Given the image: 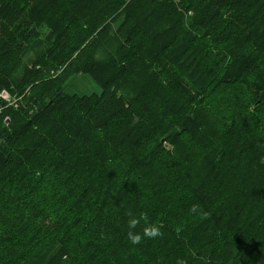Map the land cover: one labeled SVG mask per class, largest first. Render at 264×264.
Returning a JSON list of instances; mask_svg holds the SVG:
<instances>
[{
	"label": "trees",
	"instance_id": "16d2710c",
	"mask_svg": "<svg viewBox=\"0 0 264 264\" xmlns=\"http://www.w3.org/2000/svg\"><path fill=\"white\" fill-rule=\"evenodd\" d=\"M2 92L0 264H264V0H0Z\"/></svg>",
	"mask_w": 264,
	"mask_h": 264
},
{
	"label": "rangeland",
	"instance_id": "374dc122",
	"mask_svg": "<svg viewBox=\"0 0 264 264\" xmlns=\"http://www.w3.org/2000/svg\"><path fill=\"white\" fill-rule=\"evenodd\" d=\"M67 91L69 93H78V94H92V93H98L99 94V93L102 92V88H101V86L97 82H95L93 80V78L89 74L83 73V74H79V75H77V76H75L74 78L71 79L70 83L68 84ZM219 92L222 95V99L224 100V104H223V102H218L216 100V102L218 103V105H220V106L221 105L222 106L227 105L228 107H230L231 102H232V99H233V96H234V92L232 91L231 87L226 86L224 88H220L219 89ZM222 114H224L223 111H221L220 115H222ZM220 115L216 117V119L219 120V121L220 120H223L222 116H220ZM194 138L195 137H191V136H186L185 137L186 141L190 145L192 143V146L196 145L197 146L196 149L200 150V146L197 145V142L195 141ZM164 142H165V140H164ZM165 146H166V149L167 150H173V149L176 150V153H177L178 156L182 155L183 152H185L184 154H186L188 152V150H182V149H181V151L180 150H177V147L178 146H175L174 144L172 145L170 143L169 144L168 143H165ZM164 160H165V162H169V161L172 162L173 161L172 159H170L169 156H165L164 157ZM197 160H198V158H197ZM197 160H195V163L196 164H200L201 161L198 163V162H196ZM143 166L144 167L141 168L136 173V177H139L141 179H144V175H145V174H143V173H145L144 169L145 168L150 169V165L149 164H144ZM117 169L119 170V173L121 175V178L124 179V176H125L124 175V170L127 169V168L124 169V163L118 164L117 165ZM188 192H189L188 189L185 188L184 186L181 187L180 190H179V194L180 195L188 194ZM177 196H179L178 193H177ZM121 201L124 202V197L121 198ZM132 212L130 214H132ZM121 214L124 216V211H121ZM130 214H128V215H130ZM175 227H176V225H173V227H171V228L173 230H175Z\"/></svg>",
	"mask_w": 264,
	"mask_h": 264
},
{
	"label": "clouds",
	"instance_id": "9594fccd",
	"mask_svg": "<svg viewBox=\"0 0 264 264\" xmlns=\"http://www.w3.org/2000/svg\"><path fill=\"white\" fill-rule=\"evenodd\" d=\"M198 209L196 206L191 208L192 213H197ZM128 220V232L127 239L132 245H140L142 241L147 238L149 240L157 238L162 235L160 226L151 224L148 221L147 216H132L130 214ZM141 221H144V227L142 233L137 231L138 226L141 225Z\"/></svg>",
	"mask_w": 264,
	"mask_h": 264
},
{
	"label": "built area",
	"instance_id": "2783aa9c",
	"mask_svg": "<svg viewBox=\"0 0 264 264\" xmlns=\"http://www.w3.org/2000/svg\"><path fill=\"white\" fill-rule=\"evenodd\" d=\"M0 95H2L3 97H5L8 101H10L11 103H15L14 100H12L10 98V96L6 93V92H2Z\"/></svg>",
	"mask_w": 264,
	"mask_h": 264
},
{
	"label": "bare ground",
	"instance_id": "6f19581e",
	"mask_svg": "<svg viewBox=\"0 0 264 264\" xmlns=\"http://www.w3.org/2000/svg\"><path fill=\"white\" fill-rule=\"evenodd\" d=\"M4 102H7V101H4ZM20 102V101H19ZM15 104V103H14ZM9 106V105H8ZM23 106V105H22ZM19 108H20V106H19ZM16 109V108H15Z\"/></svg>",
	"mask_w": 264,
	"mask_h": 264
}]
</instances>
